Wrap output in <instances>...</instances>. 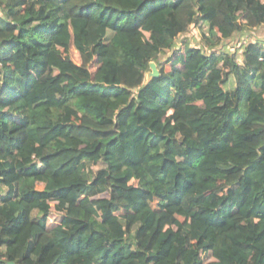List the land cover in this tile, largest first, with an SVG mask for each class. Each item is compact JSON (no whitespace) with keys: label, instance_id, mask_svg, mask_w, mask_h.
<instances>
[{"label":"trees","instance_id":"1","mask_svg":"<svg viewBox=\"0 0 264 264\" xmlns=\"http://www.w3.org/2000/svg\"><path fill=\"white\" fill-rule=\"evenodd\" d=\"M262 25L264 0H0V264H264Z\"/></svg>","mask_w":264,"mask_h":264},{"label":"rangeland","instance_id":"2","mask_svg":"<svg viewBox=\"0 0 264 264\" xmlns=\"http://www.w3.org/2000/svg\"><path fill=\"white\" fill-rule=\"evenodd\" d=\"M76 2H71L69 6H74ZM199 29L198 27H194V26H191L189 27V29L183 34L181 35L179 38H178V44L180 45V47L182 48V44L181 42L183 40H187L190 42L191 45H199ZM247 38L249 39V41H254L256 39H261V40H264V25H262L261 27L259 28H256L254 30H252V32H250L247 36ZM239 37L237 36H234L232 37L229 41H228V44H230V46H234L235 44L239 43ZM178 52V51H177ZM175 51L172 50V51H168L166 52L165 55L161 56L163 60H165L166 58H168L169 56H171L172 54H174ZM78 60V59H76ZM109 83L110 84H116V80L113 76V71H111L110 73V76H109ZM75 142V145H78L79 144V141L78 140H74ZM157 205V199L153 200L152 203H151V206L152 207H156ZM59 218L60 216L55 214L54 213H51L49 215V224L52 225V224H55L56 222L59 221Z\"/></svg>","mask_w":264,"mask_h":264},{"label":"water","instance_id":"3","mask_svg":"<svg viewBox=\"0 0 264 264\" xmlns=\"http://www.w3.org/2000/svg\"><path fill=\"white\" fill-rule=\"evenodd\" d=\"M159 77V71L154 62L150 63V70L146 74V80L147 82L151 81L153 78ZM14 264V263H10Z\"/></svg>","mask_w":264,"mask_h":264}]
</instances>
